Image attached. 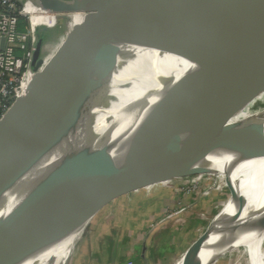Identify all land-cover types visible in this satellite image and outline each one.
<instances>
[{"label": "water", "instance_id": "1", "mask_svg": "<svg viewBox=\"0 0 264 264\" xmlns=\"http://www.w3.org/2000/svg\"><path fill=\"white\" fill-rule=\"evenodd\" d=\"M31 1L58 18L68 19L76 12H86L87 16L47 62L41 58L44 38H40L33 70H41L28 93L0 120V264L27 234L67 210L80 214L104 198L110 204L128 191L183 176L172 170L149 175L138 171L114 173L127 154L158 156L162 163H177L183 157H225L264 145V121L216 133L227 117H233L234 110L207 112L213 101L247 81L253 89L264 86V82L252 84L254 76L264 70L261 43L240 52L232 47L219 60L192 71L149 119L91 140L8 188L24 156L32 153L44 136L49 115L75 83L126 51L167 37L194 16L236 0ZM195 114L215 116L199 131L202 136H171L189 122L195 123ZM220 118L215 128H205Z\"/></svg>", "mask_w": 264, "mask_h": 264}, {"label": "bare ground", "instance_id": "2", "mask_svg": "<svg viewBox=\"0 0 264 264\" xmlns=\"http://www.w3.org/2000/svg\"><path fill=\"white\" fill-rule=\"evenodd\" d=\"M46 13L42 10L40 14ZM71 15L80 25L87 13ZM40 16L35 20H41ZM261 43H264V0H236L194 16L167 37L126 51L67 91L49 115L44 136L34 151L24 156L8 188L91 140L149 119L165 106L192 71L219 60L232 47L240 52ZM28 91L29 88L25 95ZM193 119L195 128L178 129L171 136L198 138L202 136L199 131L212 118ZM261 121L264 110L235 117L234 125L222 123L218 129L227 132L242 124L246 127ZM261 165L264 167V145L225 157L204 160L183 157L177 163H162L158 156L127 154L114 173L138 171L149 175L172 170L183 175L178 178H189L197 174L218 176V170L227 171L242 186L239 199L211 216L209 221L214 223L209 232L180 264H203L206 258L222 253L244 238L259 239L258 261L264 264V180L249 192L245 179L248 171H256ZM106 199L80 214L67 210L44 222L22 239L4 264H69L78 240L90 236V226L109 205ZM243 202L245 207L241 205Z\"/></svg>", "mask_w": 264, "mask_h": 264}, {"label": "rangeland", "instance_id": "3", "mask_svg": "<svg viewBox=\"0 0 264 264\" xmlns=\"http://www.w3.org/2000/svg\"><path fill=\"white\" fill-rule=\"evenodd\" d=\"M58 18V16H57ZM82 24V23H81ZM80 24V25H81ZM76 24V20L69 15V18H58V24L56 26H48L45 28L47 31H41V37L44 38V46L42 50V54L44 55V61H48L53 54L56 52L60 44L63 40L68 36L70 32H73L78 26ZM264 82V70L257 73L254 78L252 84L254 86L259 85ZM248 97H251V101L248 102ZM245 101L242 103L241 101ZM256 103V104H255ZM255 104V105H254ZM243 105V106H242ZM228 110L232 109V116L227 117L223 123H232L231 126L235 124L234 118L239 117L241 115H248L251 113H256L264 110V86L252 88L250 81L243 83L241 86L236 88L230 93L225 94L224 96L218 98L213 101L207 108V112L215 113L217 110ZM236 112V113H234ZM211 116L212 119L215 118L212 114L198 115L195 114L193 118L199 117H208ZM222 119L216 120V122L209 123L205 128L214 126L216 127ZM229 121V122H228ZM244 124L234 127L231 130L238 129L242 127ZM190 126V127H189ZM197 124L194 122H189L186 125V128L192 130L195 128ZM214 127V128H215ZM224 132L222 129H218L216 133ZM259 152V151H257ZM263 152V151H261ZM255 170H250L245 175V179L248 182L249 186L246 189L250 191L257 188L261 182L264 180V167L258 166ZM153 171V170H152ZM257 171L259 173H257ZM229 178V177H228ZM229 179H226V181ZM238 181V180H237ZM239 182V181H238ZM154 185V184H152ZM231 185V186H230ZM148 185L146 187H149ZM176 186V187H175ZM141 188L138 190L128 191L126 193L121 194L117 199L111 202L101 213L98 215L97 219H95L94 223L90 226V236H82L74 249V253L70 256L69 264H92L95 262V257L92 256V253L89 252L88 248L91 242L94 244L96 242V237L102 236L104 237V231L101 226H97L98 221L111 225L112 220L116 217V223L121 224V216L128 215V211L131 209L133 203H135L137 196L142 195L143 193H152L159 192L160 189H169V191H173V194L179 198L180 203H182L180 209L183 213H188L192 216L193 220L197 222L196 230L197 236L200 238L207 225L209 223V219L211 216H214L217 211L225 206L227 203H230L234 200H238V194L242 192L241 184H237L236 181L233 183H229L227 185L220 186V182L215 175H202L197 174L194 177L184 178V179H172L164 188H160L158 186H152L149 188ZM234 187L235 189H233ZM245 188V187H244ZM243 190H246L244 189ZM156 190V191H155ZM171 193V192H169ZM230 210L232 212L233 208ZM179 210V212H181ZM169 213L170 218L177 211H171ZM178 212V213H179ZM201 215H204L203 218ZM207 218V219H206ZM159 222V221H157ZM213 222V221H212ZM214 223V222H213ZM96 225V226H95ZM105 226V227H106ZM107 230V228H106ZM110 231V230H109ZM105 238V237H104ZM241 239V238H240ZM205 240V239H204ZM84 245H87V253H82ZM259 245V239L256 238H244V240L239 241L238 243H234L230 245L228 249L224 252L215 254L212 258V255L206 258L203 261V264H260L254 259V251L257 254V248ZM86 251V249H85ZM184 255L180 254L175 257L171 264H176V262ZM255 260V262L253 261Z\"/></svg>", "mask_w": 264, "mask_h": 264}, {"label": "crops", "instance_id": "4", "mask_svg": "<svg viewBox=\"0 0 264 264\" xmlns=\"http://www.w3.org/2000/svg\"><path fill=\"white\" fill-rule=\"evenodd\" d=\"M218 171L220 175L216 177L220 186L234 181L239 184L227 171L222 169ZM168 182L170 181L149 187L164 188ZM135 201L128 215L121 216V224H115L117 216L111 225L106 226V223L98 221L96 225L105 228L103 229L105 238L100 235L96 237L94 244L92 242L88 244L89 252L96 258L92 264H171L175 257L185 253L199 239L197 222L188 213L180 210H183L182 203L173 191L160 189L157 193H143L138 195ZM174 210L177 212L170 218L169 213L173 214L171 211ZM212 224L213 222L209 221L200 241L207 235ZM86 246L84 245L82 253H87ZM187 255H183L176 264H180ZM214 255L212 258H215ZM254 259L259 262L255 251Z\"/></svg>", "mask_w": 264, "mask_h": 264}, {"label": "built area", "instance_id": "5", "mask_svg": "<svg viewBox=\"0 0 264 264\" xmlns=\"http://www.w3.org/2000/svg\"><path fill=\"white\" fill-rule=\"evenodd\" d=\"M41 12L31 0H0V120L41 70H33L40 33L58 24L57 14ZM38 15L39 21L35 20ZM21 20L26 22L24 30H20Z\"/></svg>", "mask_w": 264, "mask_h": 264}, {"label": "trees", "instance_id": "6", "mask_svg": "<svg viewBox=\"0 0 264 264\" xmlns=\"http://www.w3.org/2000/svg\"><path fill=\"white\" fill-rule=\"evenodd\" d=\"M25 26H26V22H25V20H21V23H20V30H24V29H25Z\"/></svg>", "mask_w": 264, "mask_h": 264}]
</instances>
